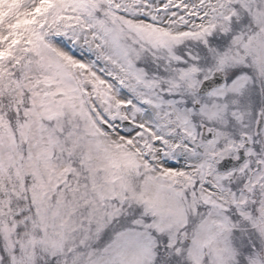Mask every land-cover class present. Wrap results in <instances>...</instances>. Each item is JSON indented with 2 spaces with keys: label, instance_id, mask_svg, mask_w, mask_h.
<instances>
[{
  "label": "snow or ice",
  "instance_id": "snow-or-ice-1",
  "mask_svg": "<svg viewBox=\"0 0 264 264\" xmlns=\"http://www.w3.org/2000/svg\"><path fill=\"white\" fill-rule=\"evenodd\" d=\"M0 264H264V0H0Z\"/></svg>",
  "mask_w": 264,
  "mask_h": 264
}]
</instances>
